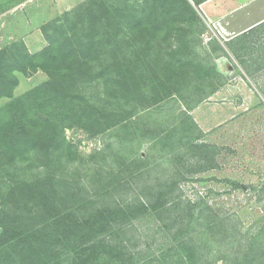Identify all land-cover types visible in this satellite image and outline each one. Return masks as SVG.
Instances as JSON below:
<instances>
[{"label":"trees","instance_id":"16d2710c","mask_svg":"<svg viewBox=\"0 0 264 264\" xmlns=\"http://www.w3.org/2000/svg\"><path fill=\"white\" fill-rule=\"evenodd\" d=\"M203 1L85 0L40 27L45 41L40 51L30 53L22 40L0 49V99H8L0 107V264H167L168 258L171 264H198L191 227L201 217L180 210L176 184L140 191L131 202L110 203L113 190L91 194L55 169L61 157L71 159L66 129H82L91 137L126 129L138 112L173 93H202V84L213 82L214 66L195 53L204 29L195 7ZM263 25L227 46L234 53L236 40L251 45L249 35ZM164 35L177 44L150 45ZM215 42L210 50L223 53ZM39 72L46 76L43 82L14 96L16 74L29 78ZM171 140L165 133L155 144ZM25 162H38L44 173L20 178L16 171ZM148 212L168 214L176 229L164 263L148 260L131 244L134 220Z\"/></svg>","mask_w":264,"mask_h":264},{"label":"rangeland","instance_id":"374dc122","mask_svg":"<svg viewBox=\"0 0 264 264\" xmlns=\"http://www.w3.org/2000/svg\"><path fill=\"white\" fill-rule=\"evenodd\" d=\"M83 1L0 0V49L23 39L30 51H40L45 45L40 27ZM239 1L249 9L264 0ZM195 10L204 25L199 36L202 46L196 45L195 53L207 67L214 66L212 84L203 83L202 93H173L138 112L126 129L95 137L82 129H66L65 138L73 146L71 159L61 157L55 170L68 180H79L91 194L102 188L113 190L114 196L105 199L110 203L131 202L141 196L140 191L176 184V194L183 200L180 210L201 217L191 227L201 256L198 264H264V25L258 34L249 35L251 45L245 44L246 39L236 40L233 56L211 58L203 44L215 33L208 29L200 8ZM254 39L259 41L253 44ZM169 44L177 42L165 35L150 42L154 48ZM16 76L14 96L46 79L41 72L29 78ZM214 89L218 93L205 98ZM7 102L0 99V107ZM165 133L173 143L155 144L156 137ZM200 144L205 147L193 148ZM37 163L25 162L24 170L16 172L20 178H34L45 170ZM119 170L125 171L118 174ZM168 217L148 212L133 222L131 244L148 260L171 254L176 229Z\"/></svg>","mask_w":264,"mask_h":264},{"label":"crops","instance_id":"0c3cea01","mask_svg":"<svg viewBox=\"0 0 264 264\" xmlns=\"http://www.w3.org/2000/svg\"><path fill=\"white\" fill-rule=\"evenodd\" d=\"M245 5V3H241L239 0H204L198 6L205 17L204 20L207 23L208 29L215 33L213 40L223 50V53L217 54L211 51L210 46L213 40L208 41L205 45L203 44V47L205 46L212 58L233 56L227 44L234 41L243 33L264 23V1L261 5H255L249 9ZM22 41L24 40L22 39ZM26 47L30 53H33L27 45ZM218 91L214 90L211 95H216Z\"/></svg>","mask_w":264,"mask_h":264}]
</instances>
